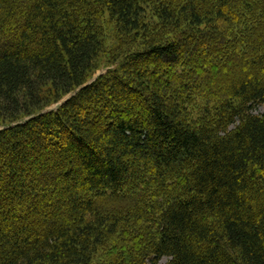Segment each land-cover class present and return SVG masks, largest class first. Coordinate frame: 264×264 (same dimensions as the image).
<instances>
[{"label": "trees", "instance_id": "1", "mask_svg": "<svg viewBox=\"0 0 264 264\" xmlns=\"http://www.w3.org/2000/svg\"><path fill=\"white\" fill-rule=\"evenodd\" d=\"M0 38V264H264V0H0Z\"/></svg>", "mask_w": 264, "mask_h": 264}, {"label": "rangeland", "instance_id": "2", "mask_svg": "<svg viewBox=\"0 0 264 264\" xmlns=\"http://www.w3.org/2000/svg\"><path fill=\"white\" fill-rule=\"evenodd\" d=\"M3 39L2 38H0V49L2 48V45H3ZM190 60V59H189ZM193 63H194V65H196L197 64V61L196 60H194L193 61ZM212 69H214L213 67H211ZM210 68V69H211ZM103 72L102 71H99V72H97V76L98 75H100V74H102ZM63 100H61L60 102H62ZM60 102H58V103H60ZM57 105V104H56ZM55 105V106H56ZM1 128V127H0ZM53 176V174L52 173H49V174H46V180H45V182L44 183H46V182H49V181H51V180H53V179H55V177L53 178L52 177ZM166 261H167V259L165 258V259H163L162 261H161V264H165L166 263Z\"/></svg>", "mask_w": 264, "mask_h": 264}, {"label": "water", "instance_id": "3", "mask_svg": "<svg viewBox=\"0 0 264 264\" xmlns=\"http://www.w3.org/2000/svg\"><path fill=\"white\" fill-rule=\"evenodd\" d=\"M89 83H91V82H89ZM68 97H66V98H64L63 99V101L62 102H60V103H58L56 106H55V108H58L66 99H67ZM48 112V111H47Z\"/></svg>", "mask_w": 264, "mask_h": 264}, {"label": "bare ground", "instance_id": "4", "mask_svg": "<svg viewBox=\"0 0 264 264\" xmlns=\"http://www.w3.org/2000/svg\"><path fill=\"white\" fill-rule=\"evenodd\" d=\"M27 40V39H26ZM65 51V50H64ZM66 52V51H65ZM116 245V244H115Z\"/></svg>", "mask_w": 264, "mask_h": 264}]
</instances>
